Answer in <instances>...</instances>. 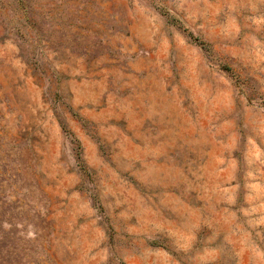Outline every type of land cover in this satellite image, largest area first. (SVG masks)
<instances>
[{
    "label": "rangeland",
    "instance_id": "374dc122",
    "mask_svg": "<svg viewBox=\"0 0 264 264\" xmlns=\"http://www.w3.org/2000/svg\"><path fill=\"white\" fill-rule=\"evenodd\" d=\"M0 264H264V0H0Z\"/></svg>",
    "mask_w": 264,
    "mask_h": 264
},
{
    "label": "trees",
    "instance_id": "16d2710c",
    "mask_svg": "<svg viewBox=\"0 0 264 264\" xmlns=\"http://www.w3.org/2000/svg\"><path fill=\"white\" fill-rule=\"evenodd\" d=\"M191 38L197 43V44H200L201 46L207 48V45L204 41H202L198 36L196 35H193L192 32H189Z\"/></svg>",
    "mask_w": 264,
    "mask_h": 264
}]
</instances>
